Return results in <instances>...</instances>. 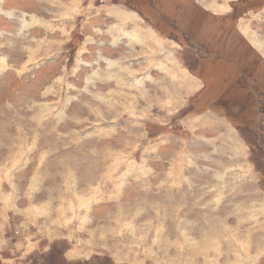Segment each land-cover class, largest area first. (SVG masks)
Returning <instances> with one entry per match:
<instances>
[{
	"label": "rangeland",
	"instance_id": "rangeland-1",
	"mask_svg": "<svg viewBox=\"0 0 264 264\" xmlns=\"http://www.w3.org/2000/svg\"><path fill=\"white\" fill-rule=\"evenodd\" d=\"M0 264H264V0H0Z\"/></svg>",
	"mask_w": 264,
	"mask_h": 264
},
{
	"label": "crops",
	"instance_id": "crops-1",
	"mask_svg": "<svg viewBox=\"0 0 264 264\" xmlns=\"http://www.w3.org/2000/svg\"><path fill=\"white\" fill-rule=\"evenodd\" d=\"M218 9L220 10V8L218 7ZM246 34V33H245ZM250 61V60H249ZM248 62V61H247ZM257 62L258 61H256V63L254 62V64H253V68H251V71L249 72V73H247L246 75H245V77L244 78H248L247 76H249V74L251 73V72H253L254 70H255V66H256V64H257ZM240 69V68H239Z\"/></svg>",
	"mask_w": 264,
	"mask_h": 264
},
{
	"label": "bare ground",
	"instance_id": "bare-ground-1",
	"mask_svg": "<svg viewBox=\"0 0 264 264\" xmlns=\"http://www.w3.org/2000/svg\"><path fill=\"white\" fill-rule=\"evenodd\" d=\"M74 9H75V8H74ZM70 10H71V9H70ZM71 11H72V10H71ZM73 11H74V10H73ZM65 12H67V11H65ZM73 14H74V12H73ZM65 16H67V15H65ZM68 18H69V13H68L67 18H64V19L67 20ZM61 19H62V18H61ZM129 19H130V18H128V17H127V18H123L124 21H125V20H129ZM131 19H132V18H131ZM131 19H130V20H131ZM66 20H65V21H66ZM114 41H116V40H114Z\"/></svg>",
	"mask_w": 264,
	"mask_h": 264
}]
</instances>
